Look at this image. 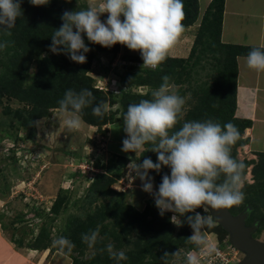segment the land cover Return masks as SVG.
Returning a JSON list of instances; mask_svg holds the SVG:
<instances>
[{
    "label": "trees",
    "instance_id": "obj_1",
    "mask_svg": "<svg viewBox=\"0 0 264 264\" xmlns=\"http://www.w3.org/2000/svg\"><path fill=\"white\" fill-rule=\"evenodd\" d=\"M73 2L74 0H49L47 5L33 6L29 0H22L23 15L17 18L15 27L11 29L12 35L9 37L0 32V41H14V46L0 51V99L5 96L23 104L22 108L4 109L9 124H13L14 128H28L30 130L28 137L33 139L36 119L47 116L53 109H60L58 101L68 89L76 92L82 89L91 90L95 97L93 105L100 102L109 107L118 105L114 109L109 108L103 119L92 114V106L84 108L78 115L86 124L100 129L115 121L124 122L121 115L127 110L128 105L138 103L141 99H151V92L161 85L162 77L167 75L170 78L169 83L178 86L179 95L185 96L189 93L183 120L171 131L178 130L185 120L206 119H212L221 126L231 122L239 130L240 139L231 147V156L245 164L243 177L247 168L252 166L253 181H244L243 203L228 210L232 215L246 210L247 225L259 221V227L252 235L256 238L264 227V152H254L256 159L237 157V148L249 142V138L243 135L245 129L251 126V120L236 117L235 109L237 57L247 56L251 48L257 46L221 41L225 0H211L200 19L198 0H182L184 27L194 24L199 19L189 54L186 57L168 55L155 71L141 69L143 63L141 55L124 54L122 71L118 73L119 79L112 82H117L115 90L112 91L98 88L89 72L92 61L100 53L116 56L120 43L108 48L89 42L85 36V43L90 51L85 53L87 61L83 64L71 61L66 54H55L49 50L51 35L63 23L60 18L63 12L76 10ZM32 64L35 65L34 72H30ZM202 70H206L203 76L200 75ZM184 84H187V87L184 88ZM140 87L146 90L134 91ZM0 135L13 136L5 129H0ZM150 147L151 145H145V149ZM149 157L153 162L157 161V154L152 151L132 153L130 156L115 154L105 161L97 159L93 165L99 170L92 174L83 198L85 203L81 205L82 211L78 214H69L58 229L56 237H52L51 230L55 220L68 206L66 205L68 196L58 193L48 212L35 213L38 217H45V221L41 223L35 236L32 229L29 231L32 240L29 247H50V250L55 251L57 249L52 247V241L63 236L74 245L71 252L67 253L72 259L71 264H116L106 250L108 244H112L115 250L125 252L127 259L120 261V264H163L162 257L165 252L171 254L178 250L181 255L179 257L170 255L167 258L168 264H176L178 261L183 264V254L197 250L194 245L186 243L187 237L192 235L186 222V215L192 213L181 216L183 224L178 227L171 221L170 212H165L164 216L159 215L153 198H146L144 206L139 209L136 204L126 200L125 191L111 187L124 176L126 168L131 163L132 165L142 163L143 159ZM165 173L170 174L168 167H163L160 173L149 170V175L153 177L157 187ZM197 211L210 217L209 211L204 212L202 208H198ZM22 219L15 218L12 224L23 221ZM97 227H99L97 243L89 248L83 242L82 234ZM206 231L216 233L220 245L223 241L229 244L226 239L228 232L222 225L213 222V227L207 228ZM23 238L21 235L19 239L11 240L22 247ZM89 249L92 251L84 257Z\"/></svg>",
    "mask_w": 264,
    "mask_h": 264
},
{
    "label": "clouds",
    "instance_id": "obj_2",
    "mask_svg": "<svg viewBox=\"0 0 264 264\" xmlns=\"http://www.w3.org/2000/svg\"><path fill=\"white\" fill-rule=\"evenodd\" d=\"M21 2L0 0V32L5 36L12 35L11 29L17 18L23 15ZM29 3L42 6L49 0H29ZM104 13L108 16L102 22L100 17ZM184 15L182 0H103L99 4L96 0H89L85 9L63 12L60 17L63 23L51 35L49 50L66 54L71 61L83 64L87 61L85 53L90 51L85 43L86 36L89 42L103 47L120 43L128 49L139 50L143 60L141 69L155 71L185 31ZM11 46L14 41H0V51ZM246 66L264 72V45L251 48L246 56ZM169 80L167 75L162 77L163 82L151 92V99L129 104L122 113L126 137L121 150L157 154L156 162L150 157L145 158L129 171L135 173L134 178L141 180L142 190L153 196L159 215L172 212L170 219L179 227L183 224L180 217L192 213L186 215V222L193 229L186 243L194 245L197 252L184 253L183 264H202L205 258L219 255V252L217 245L205 234L207 228L213 227V219L197 209L203 207L204 212L209 207L230 209L245 199L242 191L245 164L231 156V147L241 134L233 123L221 126L212 119L185 120L178 130L171 131L183 120L186 99L178 94ZM112 84V88L101 89L115 90L116 86ZM94 100L89 89L79 92L68 89L65 92L58 104L60 111L68 115L64 120L68 132L80 130L82 121L78 114L86 107L92 106V114L103 119L109 111L108 105L103 102L93 105ZM145 145L151 147L145 149ZM163 167H168L170 174H163L162 182L154 190L149 170L160 173ZM98 236L99 227L83 233L82 240L92 248ZM52 247L60 254H67L74 245L61 236L52 241ZM106 250L116 264L127 259L125 252L115 250L112 244H108ZM170 255L179 257L181 253L180 250L171 254L165 252L163 264H168Z\"/></svg>",
    "mask_w": 264,
    "mask_h": 264
},
{
    "label": "rangeland",
    "instance_id": "obj_3",
    "mask_svg": "<svg viewBox=\"0 0 264 264\" xmlns=\"http://www.w3.org/2000/svg\"><path fill=\"white\" fill-rule=\"evenodd\" d=\"M204 1L199 0L202 11L206 7ZM102 2L103 0H96L97 4ZM88 3L89 0H74L73 7L76 10H82L88 7ZM107 16L108 13L101 15L102 22L106 20ZM199 19L190 27H185L179 42L168 55L186 57L189 54ZM124 54L141 55V52L128 49L126 45L120 44L116 56L100 53L92 61L89 74L98 88H112V82L119 79L118 73L122 71V56ZM34 71L35 65L32 64L30 72ZM204 72L206 70H202L200 75L203 76ZM114 85L117 86V82ZM183 87H187V84H184ZM175 88L177 89L178 86H175ZM145 90L144 87L134 89V91L140 92ZM188 96L189 93L182 97H185L187 101ZM0 100V129H5L13 134L10 137H1L0 135V223L3 224L9 236L16 239H19L21 235L24 236L22 239L23 247L28 248L29 242H32L29 231L32 229L35 236L39 226L45 221V217H38L35 214L36 212H48L58 193H64V196H68V204H66L68 206L59 214L51 230V236L56 237L58 229L68 215L78 214L82 211L81 205L85 203L83 198L87 193L92 174L99 170L98 167L93 165L94 162L97 159L105 161L115 154L130 156L135 152L121 150L122 141L126 137V133L123 131L124 122L115 121L98 129L81 120L80 130L70 133L64 126V120L68 118V115L62 113L60 109H53L47 116L36 119L35 133L33 139H31L28 137L30 132L28 128H14L13 124H9L8 116L4 113L6 107L17 109L22 108L23 104L15 99H7L5 96ZM116 107H118L117 104L111 107L108 106V109ZM186 107L185 104V109ZM13 121L16 122L15 119ZM250 151L251 149L248 147H238L237 157L239 159H256L255 154V156L249 154ZM133 165L131 163L126 168L124 176L113 183L111 187L119 191H125L126 200L142 209L145 199L148 197L153 198V196L142 190L141 180L134 178L135 173L131 174L129 171ZM244 181H253L250 166L243 177V183ZM153 185L154 190H157L158 187L154 179ZM201 208L203 209V207ZM170 213L172 216L173 213ZM210 217L212 218L211 214ZM15 218H23V221L12 224V220ZM214 220L213 222L218 224ZM252 224L259 227L260 223L254 221ZM14 228L17 231H14ZM190 230L193 234L191 227ZM22 232L24 233L20 235ZM205 234L208 240L220 245L216 233L205 230ZM226 239L228 240V238ZM256 239L264 241V227H262ZM220 247L230 252L231 258L234 256L230 264H237L244 257L243 252L238 249L232 251L224 241ZM90 251L92 249L87 250L84 257H87ZM190 251L193 252L194 250ZM52 254L49 255V263L54 261ZM63 258L67 259L68 257L64 256ZM176 264L182 263L178 261Z\"/></svg>",
    "mask_w": 264,
    "mask_h": 264
},
{
    "label": "crops",
    "instance_id": "obj_4",
    "mask_svg": "<svg viewBox=\"0 0 264 264\" xmlns=\"http://www.w3.org/2000/svg\"><path fill=\"white\" fill-rule=\"evenodd\" d=\"M210 1H204L206 7ZM203 12L199 4V16ZM221 41L257 47L264 45V0H225ZM237 68L235 116L251 120V126L243 135L249 138V142L241 147H248L251 149L249 154L255 156L252 152H264V72L247 68L246 56L237 57ZM14 231L17 230L14 228ZM11 238L16 239L9 236L0 223V264H48L50 253L56 252L58 254H52L54 261L49 264L72 263L67 254H60L58 250L19 247Z\"/></svg>",
    "mask_w": 264,
    "mask_h": 264
},
{
    "label": "water",
    "instance_id": "obj_5",
    "mask_svg": "<svg viewBox=\"0 0 264 264\" xmlns=\"http://www.w3.org/2000/svg\"><path fill=\"white\" fill-rule=\"evenodd\" d=\"M208 209L212 219L227 230L229 243L244 253L237 264H264V241L252 236L257 229L255 224H245L246 210L232 215L228 209Z\"/></svg>",
    "mask_w": 264,
    "mask_h": 264
},
{
    "label": "built area",
    "instance_id": "obj_6",
    "mask_svg": "<svg viewBox=\"0 0 264 264\" xmlns=\"http://www.w3.org/2000/svg\"><path fill=\"white\" fill-rule=\"evenodd\" d=\"M232 251H234L236 248L232 246L231 244H228ZM219 255H213L212 257L205 258L202 263L203 264H230L231 259L234 257H230V252H228L225 249H222L220 245H217ZM194 253L197 252V250L193 251Z\"/></svg>",
    "mask_w": 264,
    "mask_h": 264
}]
</instances>
